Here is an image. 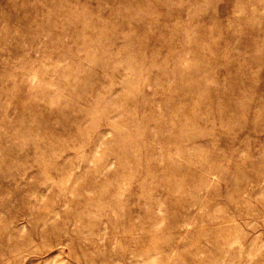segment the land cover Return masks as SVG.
<instances>
[{"label":"rangeland","instance_id":"1","mask_svg":"<svg viewBox=\"0 0 264 264\" xmlns=\"http://www.w3.org/2000/svg\"><path fill=\"white\" fill-rule=\"evenodd\" d=\"M0 264H264V0H0Z\"/></svg>","mask_w":264,"mask_h":264}]
</instances>
